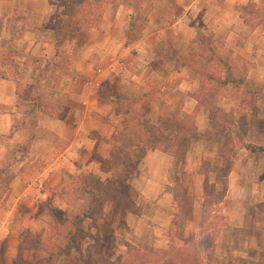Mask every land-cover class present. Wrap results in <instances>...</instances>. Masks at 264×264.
<instances>
[{
    "label": "crops",
    "instance_id": "1",
    "mask_svg": "<svg viewBox=\"0 0 264 264\" xmlns=\"http://www.w3.org/2000/svg\"><path fill=\"white\" fill-rule=\"evenodd\" d=\"M259 1L106 0L102 23L76 32L75 18L57 0H0V235L33 229L36 217L22 214L18 204L55 197L52 191L65 174L110 179L104 160L145 125L169 135L168 122L193 116L196 135L181 162L169 149L145 148L134 168L144 201L140 180L147 172H159L155 179L162 182H147L161 188L163 180L176 184L181 166L196 171L201 160L223 159L221 136L211 133L209 111L196 98L205 77L198 69L202 63L194 64L202 59L195 41L208 36L222 60L236 57L247 67L250 62L252 73H263L264 22L242 13L249 4L262 7ZM8 57L27 63L14 62L9 72L2 67ZM231 71L238 73H225ZM24 87L36 95L34 101L21 94ZM228 101L236 108V100ZM263 135L249 141L248 132L245 145L264 147ZM231 161L222 209L226 224L219 226L214 247L224 258L234 253L231 264H262L264 153L244 146ZM143 217L127 214L125 221L130 226L135 218L139 225ZM16 219L30 221L9 225Z\"/></svg>",
    "mask_w": 264,
    "mask_h": 264
},
{
    "label": "rangeland",
    "instance_id": "2",
    "mask_svg": "<svg viewBox=\"0 0 264 264\" xmlns=\"http://www.w3.org/2000/svg\"><path fill=\"white\" fill-rule=\"evenodd\" d=\"M259 2L264 3V0ZM258 7L254 9L249 4L242 13L260 24L264 22V5L263 8L260 5ZM194 49L202 58L194 64L198 67L202 63L198 69L199 73L204 72L205 75L196 98L199 105L209 111L211 133L221 136L219 141L225 149L223 159L201 160L199 167H195L196 171L183 172L180 171L183 168L181 166L179 171L176 170L179 172L176 184L169 185L163 180L165 186L161 188L147 182H162V179H155L160 177L159 172H147L143 175L144 180H140L145 185L141 186L147 196L145 201L139 197L140 184L135 181L134 168L127 170L126 183L117 186L115 192L109 190L113 175L101 182L90 174H65L62 186L52 191L55 197L43 203L33 198L31 204H18L22 214L36 217L31 220L34 227H21L16 233L0 235V264H123L124 256L132 247L143 251L159 250L172 255L176 254V249L185 247L191 262L195 261L196 264H220L222 261V264H231L229 260L236 259L232 252H228L226 258L222 257V253L215 250L214 242L219 226L226 224L222 209L226 206L225 177L232 164L231 157H237L239 150L243 149L248 132L252 138L249 141L264 133V72L252 73L250 62L246 61L247 67L236 57L222 60L208 36L198 37ZM13 60L8 57L2 67L9 71L17 62H21ZM228 69L238 73L233 75L231 71V75H227L225 70ZM12 75L9 73L7 76ZM20 91L26 99L28 97L34 101L36 95L32 91L26 87ZM228 100H236V108L230 107ZM194 122L193 116L168 122L164 130L167 134L171 130L169 135L151 126L162 135V139L159 145L151 143L150 146L169 149V153L173 151L176 162H181L184 147L196 135ZM138 130L142 132L141 128ZM142 134L146 137L141 145H148L150 135L145 132ZM158 134L155 136H160ZM192 163L195 161L192 160ZM108 166L105 162L103 168ZM201 174L207 178L204 183L198 176ZM161 175L167 178L170 174ZM95 180L101 184L91 185L90 182ZM64 199L70 200L72 205L64 203ZM221 201L223 204L219 205ZM78 210L86 212L89 218L76 224ZM141 213L145 217L139 225L133 218L130 221L132 228L127 226V214ZM156 214L159 216L155 218ZM29 221L16 219L7 224L20 226ZM248 254L254 255L255 252ZM120 258H123L121 262ZM260 259L264 264V252L260 254ZM248 262L254 264V260L249 259Z\"/></svg>",
    "mask_w": 264,
    "mask_h": 264
},
{
    "label": "trees",
    "instance_id": "3",
    "mask_svg": "<svg viewBox=\"0 0 264 264\" xmlns=\"http://www.w3.org/2000/svg\"><path fill=\"white\" fill-rule=\"evenodd\" d=\"M64 8L63 12L69 14L75 18L74 29L76 32H83L87 28L100 25L101 20V7L106 0H57ZM203 70V69H202ZM202 76L205 77L204 72ZM5 77V75H4ZM169 116V113L166 112ZM141 131L148 136L150 135V142L143 144L146 136H143L142 132H136L131 139H125L122 144L113 150L112 155L104 160V163L109 164L108 167H104L103 171L110 172L114 176L113 183L109 187L110 191H117V186L124 185L127 180V170L135 168L136 164L142 159L145 154L146 146L151 147V143L159 145L162 139V135L151 126L144 127ZM156 133L160 136H155ZM122 135H125L122 132ZM134 139L136 141H134ZM245 147L252 153L261 152L264 153V147L245 145ZM157 148V147H152ZM159 149V147H158ZM123 168L124 170L122 171ZM91 185L101 184L98 181L90 182ZM70 192V191H69ZM67 205H72V202L68 199L63 200ZM83 209V208H82ZM89 218L86 212L78 210L76 213V224L81 223L84 219ZM176 254L172 255L168 252H160L159 250L143 251L136 248H130V251L124 256L123 264H196L195 261L191 262L189 258V251L184 248L175 250ZM123 258H120L119 262Z\"/></svg>",
    "mask_w": 264,
    "mask_h": 264
}]
</instances>
